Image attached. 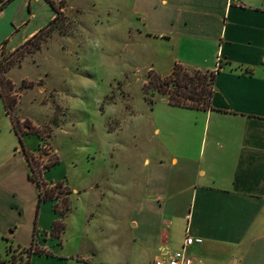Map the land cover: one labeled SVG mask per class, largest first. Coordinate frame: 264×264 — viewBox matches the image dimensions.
<instances>
[{"label": "crops", "instance_id": "crops-1", "mask_svg": "<svg viewBox=\"0 0 264 264\" xmlns=\"http://www.w3.org/2000/svg\"><path fill=\"white\" fill-rule=\"evenodd\" d=\"M132 7L138 36L163 42L172 57L169 71L158 75H169L176 63L215 78L209 109L171 105L166 95L148 106L153 157L142 158L129 231L100 230L116 252L113 264H152L180 250L187 235L200 240L185 246L193 264H264V0H133ZM6 22L1 48L24 43L41 27L16 22L14 13ZM31 135L38 140L16 132L0 95V255L5 239L49 252L32 255L33 264L53 254L35 230L49 232L57 219L43 225L25 156L37 146L25 143ZM24 228L28 240L21 241ZM131 245L140 257L135 263L128 260ZM87 250L75 260L93 261L95 248Z\"/></svg>", "mask_w": 264, "mask_h": 264}, {"label": "rangeland", "instance_id": "rangeland-1", "mask_svg": "<svg viewBox=\"0 0 264 264\" xmlns=\"http://www.w3.org/2000/svg\"><path fill=\"white\" fill-rule=\"evenodd\" d=\"M49 1L56 11L46 0H0V32L10 28L12 13L16 22L29 19V28L41 24L24 43L0 47V87L7 103L15 99L11 115L22 134L39 136L25 139L38 141L25 156L44 190L59 197L42 202L43 225L55 218L65 228L62 242L51 235L55 221L49 232L35 230L53 254L33 264H85L75 257L87 248L96 255L86 264H113L116 252L103 244L100 230L129 231L142 158L153 157L144 118L161 95L157 87L169 76L158 74L169 71L172 57L163 42L138 36L133 0ZM19 239L28 240L27 229ZM15 246L0 261L25 259ZM127 249L128 260L140 259L134 245Z\"/></svg>", "mask_w": 264, "mask_h": 264}, {"label": "trees", "instance_id": "trees-1", "mask_svg": "<svg viewBox=\"0 0 264 264\" xmlns=\"http://www.w3.org/2000/svg\"><path fill=\"white\" fill-rule=\"evenodd\" d=\"M10 1V0H9ZM49 5L52 7L54 11H56L55 6L52 2L49 0H46ZM5 3H1L0 5V11L3 8V5ZM180 64H174L172 67V70L170 74L168 75V79L166 82L160 84L157 87V91L161 95H166L169 104L175 105V106H181V107H187V108H193V109H209L211 96L213 94V84H214V78H215V72L210 71H201L199 69H187L181 67ZM220 66V65H219ZM178 67V69H177ZM190 70V71H188ZM245 72L251 71V69H244ZM0 95L3 98L4 107L6 110V113L11 116V121L13 122V126L16 129V132H19V135L21 131H19L18 126L16 125V120L11 115L12 107L15 105V99H12L7 103L6 98L3 95L2 89L0 87ZM26 129V128H25ZM28 132H25L24 134H27ZM21 143V141L19 140ZM28 166H29V177L30 179L36 184L38 188V202L37 204L40 205L42 202H46L47 200L56 199L58 197L57 194H54V192H48L47 190H44L42 183L40 181V178L38 177L37 171H35V167L31 163L30 159L27 158ZM55 164L50 163L44 166L45 168L50 167L51 165ZM43 167V168H44ZM68 211V207L66 208ZM62 216L65 214L61 212ZM59 230H57V228ZM63 224L57 220L52 225V236L53 238L58 239L60 237V233L63 231ZM7 246H6V253L10 252L12 250V242L9 239H5ZM15 249L21 250L22 253L25 254V259L20 258L19 261L16 263L11 262L10 264H30V259L32 255H49V252L39 249L36 247H33L32 245L23 248L19 245L15 246ZM6 261H0V264H5Z\"/></svg>", "mask_w": 264, "mask_h": 264}, {"label": "built area", "instance_id": "built-area-1", "mask_svg": "<svg viewBox=\"0 0 264 264\" xmlns=\"http://www.w3.org/2000/svg\"><path fill=\"white\" fill-rule=\"evenodd\" d=\"M195 241L199 242L200 240H194L187 235L184 240V245L180 250L168 253L167 255H160L153 259L152 264H193L192 261L188 257H186L184 252L185 246L190 245Z\"/></svg>", "mask_w": 264, "mask_h": 264}]
</instances>
